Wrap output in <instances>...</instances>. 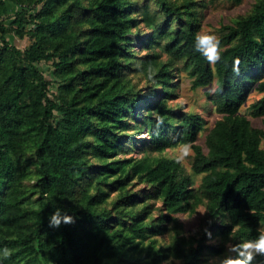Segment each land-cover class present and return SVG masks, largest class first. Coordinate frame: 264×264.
Masks as SVG:
<instances>
[{"label":"trees","instance_id":"obj_1","mask_svg":"<svg viewBox=\"0 0 264 264\" xmlns=\"http://www.w3.org/2000/svg\"><path fill=\"white\" fill-rule=\"evenodd\" d=\"M205 6L202 0H0V264L170 258L210 264L235 256L229 246L261 234L264 130L240 109L255 89L262 95L248 113L264 116V0L222 26L215 65L194 48ZM9 35L29 44L20 49ZM136 39L146 51L139 57ZM237 57L239 77L232 72ZM137 59L146 90L126 77ZM177 67L187 70L193 89L216 82L209 100L220 117L208 130L200 114L169 102ZM204 130L205 149L196 143ZM138 132L147 136L142 156L118 159ZM178 145L192 149L197 187L177 158L149 154ZM133 179L144 192L129 191ZM151 201L164 210L155 218ZM198 207L201 230L186 237L174 215ZM57 209L76 223L49 227ZM168 230L170 241L155 245L153 237ZM4 248L11 257L3 258ZM253 264H264V257Z\"/></svg>","mask_w":264,"mask_h":264},{"label":"rangeland","instance_id":"obj_2","mask_svg":"<svg viewBox=\"0 0 264 264\" xmlns=\"http://www.w3.org/2000/svg\"><path fill=\"white\" fill-rule=\"evenodd\" d=\"M205 3V8L203 11V18L201 20V26L199 33H208L214 34L219 38L220 34H222L223 29L222 26L230 24L233 18L246 14L255 0H240L237 2L236 0H202ZM11 11V7L8 4L7 10L8 13ZM141 32L140 39L144 38L147 33L146 29L143 28ZM8 40L10 43L20 49L26 47L29 44V41L26 38L20 39L13 35L8 36ZM132 49L136 52V56L139 57L144 54L146 51H143V47L141 46L138 39L133 41ZM140 59H137L135 63L132 65V69L126 72V77L130 79V81L137 87L142 88V90H146V88L150 85L149 81L145 78L142 71H138L137 62ZM40 69L43 71L44 75L49 78V72L45 64H41ZM264 80V77H263ZM173 81L175 86L174 96L169 100L170 104L182 109L187 112H194L200 114L205 120V128L208 130L215 120H217L220 115L215 112L213 105L209 100V96L212 94L216 87V82H212L210 85L206 87H198L193 89L191 87V78L189 77L187 70H181L180 67H177L176 70L173 71ZM51 92H55L53 87L50 88ZM262 93H259L257 90H252L247 97L246 102L242 105L240 112L247 116L250 120L251 125L255 128H260L264 130V116L253 118L248 113V106L251 102L258 99ZM204 130L199 133L198 138L196 140L197 144H200L203 149L204 146V137L207 131ZM129 133V131L127 132ZM144 132L136 133L135 137L137 142L135 144H130L128 142L124 149L125 151H119L117 154L118 159H129V158H138L142 156V153L139 151L143 145V138L147 136L144 135ZM187 146V147H186ZM262 146H264V141H262ZM140 152V153H139ZM151 156L162 155L166 157H174L177 158L180 164L184 167L185 171L190 175L193 180L192 185L197 187L200 183L201 175L193 174L190 168L191 159H192V149L189 145H178L176 147L167 148L161 154H157L156 152H150ZM135 182L133 185L129 186V191L131 193L134 192H144L146 187L143 184H139L135 179L132 180ZM116 192L110 194V199L115 196ZM150 212L151 215L155 218L160 213H163V207L161 206L159 201H151ZM161 208L160 211L158 208ZM204 218V209L203 207H198L195 212L191 214H178L174 215V219L178 221L181 225L182 233L186 237L195 236L200 230L202 221ZM155 245L166 244L171 239V230H168L161 236H154ZM149 240V239H148ZM147 240V241H148ZM210 264L216 263L220 264V259L215 257V259H211L209 261ZM161 264H178V260H174L172 258L165 260Z\"/></svg>","mask_w":264,"mask_h":264},{"label":"clouds","instance_id":"obj_3","mask_svg":"<svg viewBox=\"0 0 264 264\" xmlns=\"http://www.w3.org/2000/svg\"><path fill=\"white\" fill-rule=\"evenodd\" d=\"M195 51L199 52L210 65H215L221 59L222 48L220 41L214 34L197 33L194 44ZM241 61L237 57L232 63V72L239 77ZM187 147V146H186ZM76 223V218L66 212H61L57 209L48 218V225L51 228H60L62 225H73ZM207 236L211 233L205 230ZM230 253H235V256L228 255L220 260V264H253L257 256L264 257V230L255 240H246L242 243L231 245L228 247ZM13 251L4 248L2 255L4 259L11 257Z\"/></svg>","mask_w":264,"mask_h":264}]
</instances>
